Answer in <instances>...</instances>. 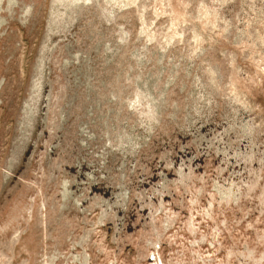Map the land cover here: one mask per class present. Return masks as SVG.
<instances>
[{
	"label": "rangeland",
	"instance_id": "1",
	"mask_svg": "<svg viewBox=\"0 0 264 264\" xmlns=\"http://www.w3.org/2000/svg\"><path fill=\"white\" fill-rule=\"evenodd\" d=\"M0 264H264V0H0Z\"/></svg>",
	"mask_w": 264,
	"mask_h": 264
}]
</instances>
